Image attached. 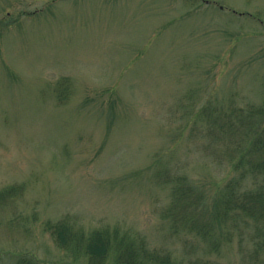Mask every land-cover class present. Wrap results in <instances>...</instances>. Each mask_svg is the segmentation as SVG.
<instances>
[{"label":"rangeland","instance_id":"obj_1","mask_svg":"<svg viewBox=\"0 0 264 264\" xmlns=\"http://www.w3.org/2000/svg\"><path fill=\"white\" fill-rule=\"evenodd\" d=\"M261 103L264 0H0V264H88L61 222L238 264L166 214L229 171L210 120Z\"/></svg>","mask_w":264,"mask_h":264},{"label":"trees","instance_id":"obj_2","mask_svg":"<svg viewBox=\"0 0 264 264\" xmlns=\"http://www.w3.org/2000/svg\"><path fill=\"white\" fill-rule=\"evenodd\" d=\"M221 119L223 125L221 120H210L208 134L227 147L219 159L227 160L225 179L209 194L184 180L175 185L166 218L173 233L193 234L212 253H218L222 243H235L238 264H264V103L234 107ZM46 227L59 248L84 255L88 264H182L118 229L87 233L68 222Z\"/></svg>","mask_w":264,"mask_h":264}]
</instances>
